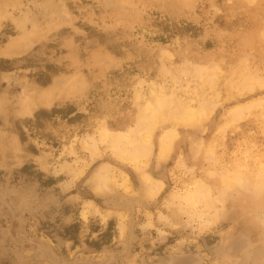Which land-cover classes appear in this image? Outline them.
Returning <instances> with one entry per match:
<instances>
[{"label": "rangeland", "instance_id": "374dc122", "mask_svg": "<svg viewBox=\"0 0 264 264\" xmlns=\"http://www.w3.org/2000/svg\"><path fill=\"white\" fill-rule=\"evenodd\" d=\"M7 46L0 264H264V0H0Z\"/></svg>", "mask_w": 264, "mask_h": 264}, {"label": "bare ground", "instance_id": "6f19581e", "mask_svg": "<svg viewBox=\"0 0 264 264\" xmlns=\"http://www.w3.org/2000/svg\"><path fill=\"white\" fill-rule=\"evenodd\" d=\"M13 42H14V41H13ZM13 42H12V43H13ZM16 43H18V42H16ZM16 43H15V44H16ZM15 44H13V45H15ZM13 47H15V46H13ZM0 53H1L2 55H8V54L10 55V53H12V51H11V47H10V46L5 47V49H2V50L0 51ZM13 54H14V53H13ZM11 55H12V54H11ZM195 89H196V88H195ZM51 90H52V88L46 89V94H45L44 97H43L44 100H50V98H51V94H52ZM191 97H192V96H191ZM158 99H159V98H157L156 101H153V102H155L154 104H157V103H158L157 101H159V102L161 101V100H158ZM147 101H149V100H147ZM147 101H146V102H147ZM250 102H252V101H250ZM250 102H248V104L246 103L248 106L245 104L247 107L244 106V104H243V107H245L246 109H248V108L251 109V107H253L252 105H254V103H251V104H252V105H251V104H249ZM256 102H257V101H256ZM149 103H150V101L142 107V108H144L145 110H147V112H145V113L143 114V113H142L143 110L141 109L142 111H141L140 113H142L144 116H145V114L147 113L146 115L148 116V114H150V113L153 112L152 114L155 115V116H157L158 114H156V113L158 112V113H160L159 115L161 116V115H162L161 112H163V109H162L160 106H158L159 104L156 105V106L159 107V108H161V110H162L161 112H160L159 110L157 111L158 108H157L156 106H155L156 108H153L154 105L149 104ZM161 104H163V102H162ZM178 104H179V103H178ZM151 105H152V106H151ZM184 105H187V104H184ZM189 105H190V103H189ZM189 105H188V107H189ZM194 105H195V104H194ZM237 105H238V104H237ZM237 105H235V106H236V108H238V109H236V108H235V109L237 110V113H239L240 110H241V109H240V106H241L242 104H239L240 106L238 105V107H237ZM249 105H251V106H249ZM165 106H166V105H165ZM177 106H178V105H177ZM177 106H176V107H177ZM235 106H234V107H235ZM179 107H180V106H179ZM195 107H196V106H195ZM243 107H241V108H242L243 110H246V109H244ZM163 108L165 109V107H163ZM190 108H191V107H190ZM190 108H183V106H182V108H179L180 110L177 111V112H176L175 110H172V112L169 111V112H168V116L171 117V118H173L172 120H174V121H176V122H178V123H180V124H182V123H183V124H187V123H190V122H192V121L194 120L195 113H196V114H198V113H199V114H203V113H202L203 110H201V113H200V112H199L200 110L198 111V109L196 110V108H195V110H196V111H195V110H192V109H194V108H191V109H190ZM151 109H152V110H151ZM171 109H173V107H172ZM177 109H178V108H177ZM177 109H176V110H177ZM168 110H169V109H168ZM236 110L233 109V111H236ZM238 110H239V112H238ZM248 110H249V109H248ZM173 111H174V112H173ZM233 111H232V112H233ZM246 111H247V110H246ZM143 112H144V111H143ZM197 112H198V113H197ZM241 112H242V110H241ZM163 113H164V112H163ZM142 114H141V115H142ZM199 114L197 115V117L199 116ZM139 115H140V114H139ZM165 115H167V109H166V111H165ZM238 115H240V114H237V116L235 115L236 118H238ZM245 115H246V114H245ZM144 116H143V117H144ZM147 116H145L146 119H148V117H149L150 115H149L148 117H147ZM163 116H164V115H162V119H163V121H164V118L166 119V116H164V117H163ZM168 116H167V118H169ZM200 116H201V115H200ZM200 116H199V117H200ZM202 116H203V115H202ZM204 116H205V115H204ZM235 116H233V119H234V120H236V119H235ZM242 116H244V114H243ZM158 117H159V116H158ZM156 118H157V117H156ZM159 118H160V117H159ZM160 119H161V118H160ZM160 119H159V120H160ZM169 119H170V118H169ZM148 120H153V119H152L151 117H149ZM167 120H168V119H167ZM237 120H238V119H237ZM160 121H161V120H160ZM163 121H162V122H163ZM170 121H171V120H170ZM230 122H231V121H230ZM169 130H170V129H169ZM104 132H105V131H104ZM167 132H168V131H167ZM167 132H166L165 134H167V136H168L170 132H169V133H167ZM105 133H106V132H105ZM110 133H112V132H110ZM172 133H173V134H170V135H171V136H172V135L175 136V135H174V132H172ZM113 134H114V133H113ZM117 134H119V133L117 132ZM165 134H164V136H166ZM101 135H102V134H101ZM105 136H106V135H105ZM109 136H113V135L110 134ZM164 136H163V138H164ZM114 137H118V136H114ZM169 137H170V136H168L166 139H168ZM172 138H173V137H172ZM163 140H164V139H162V141H163ZM170 140H171V137H170ZM170 140H169V142H170ZM111 141H112V140H111ZM114 141H115V140H114ZM163 142H164V141H163ZM163 142L161 143V149H160V154H159L161 157H164V156L167 154V151H169V150H168V146H169V145L167 144L168 140L165 141L166 143H163ZM167 145H168V146H167ZM135 146H136V145H135ZM138 146H139V145H138ZM145 149H146V148L142 149L141 151H143V150H144V151L141 152V153L144 154V152L146 153V152L148 151V150L145 151ZM119 150H120V149H119ZM132 150H133V149H132ZM134 150H135V149H134ZM117 151H118V150H117ZM120 151H121V150H120ZM137 151H138V152H134V153H136V154L138 155V153H139L140 151H139V150H137ZM115 152H116V150H115ZM123 152H124V151H123ZM128 152H129V151H127L126 157H128L129 155H131V150H130V152H129V155H128ZM118 153H119V152H118ZM121 153H122V152H121ZM121 153H120L119 156H123V153H122V155H121ZM114 154H116V157H118V156H117V153H114ZM146 154H148V153H146ZM146 154H145V155H146ZM137 155H136V156H137ZM140 155L143 157L142 154H140ZM131 157H132V156H131ZM139 157H140V156H139ZM120 158H121V157H120ZM123 158H124V157H122V159H123ZM128 158L130 159V157H128ZM135 158H137V157H134V159H135ZM122 159H121V161H122ZM125 159H126V158H125ZM125 159H124V161H126ZM130 161H132V160H130ZM128 162H129V161H128ZM106 172H107V170H106ZM106 174H107V173H105V176H102V175H103V174H102L101 177H99V179H98V183H99L98 185H99V186H100L102 183H104V182L107 181L106 179H107L108 174H107V175H106ZM108 179L111 180V179H114V177H112V178L108 177ZM105 180H106V181H105ZM113 181H115V180H113ZM124 181H125V180H124ZM154 184H155L156 186H155ZM203 185H204V184H203ZM160 186H161V183H158V182H155V181H154V182H151V188H150V190L153 191L154 187H156V188H160ZM179 264H182V263L179 262Z\"/></svg>", "mask_w": 264, "mask_h": 264}, {"label": "trees", "instance_id": "16d2710c", "mask_svg": "<svg viewBox=\"0 0 264 264\" xmlns=\"http://www.w3.org/2000/svg\"><path fill=\"white\" fill-rule=\"evenodd\" d=\"M1 62H3V63H8L9 60H4V61H1ZM42 85L45 86L46 83H42ZM59 111H61V110L58 109V108H56L55 106L52 107L50 110L40 109V110H38V111L35 113L34 117H35L36 120H39L41 116L52 115V114H55V113H57V112H59Z\"/></svg>", "mask_w": 264, "mask_h": 264}]
</instances>
